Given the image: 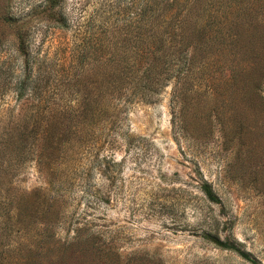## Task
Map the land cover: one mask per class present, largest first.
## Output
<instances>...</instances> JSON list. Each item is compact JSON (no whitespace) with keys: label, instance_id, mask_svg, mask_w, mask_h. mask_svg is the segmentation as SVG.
Here are the masks:
<instances>
[{"label":"rangeland","instance_id":"obj_1","mask_svg":"<svg viewBox=\"0 0 264 264\" xmlns=\"http://www.w3.org/2000/svg\"><path fill=\"white\" fill-rule=\"evenodd\" d=\"M214 239L264 264V0H0V264H253Z\"/></svg>","mask_w":264,"mask_h":264},{"label":"trees","instance_id":"obj_2","mask_svg":"<svg viewBox=\"0 0 264 264\" xmlns=\"http://www.w3.org/2000/svg\"><path fill=\"white\" fill-rule=\"evenodd\" d=\"M47 1V4L50 6V9H53L54 5L56 6V0H46ZM192 2V1H190ZM148 5V4H147ZM142 15V13H141ZM177 17V16H176ZM179 19H177V26H176V31L178 32V35H179V41H183L186 38L184 32L186 31L187 27L188 26H191V27H194L195 29L196 28H201L202 27V23L200 21V19H195L193 21V19L191 20L190 17H189V12L187 13H184V14H181ZM170 19L171 22L173 23V21L175 22V19H174V16L173 15H163V14H158V15H149L148 17L144 16V14L138 18V22L142 25L144 24H147V25H153L152 27L153 28H146L145 30L146 31H142L141 32V35H140V39H141V44L140 46L138 47V51H137V56H138V59L133 57L132 61H131V65L129 64L128 62V65L134 69V71H143L145 72L147 69H150L151 68V65H152V62L154 60V55H155V47L158 48V43L156 44V42L154 41L155 39L159 41V38L158 36H155L154 35V32H152L154 30V25L156 23H160V24H166V20L167 19ZM56 21L58 22L57 24L60 25V26H65L66 25V18L61 15L59 16L58 18H55ZM169 21V23H171ZM150 23V24H149ZM178 29V30H177ZM171 40H172V37H171ZM168 41V39H167ZM160 42L164 43L166 42L165 39H161ZM108 45L104 44L103 42L101 43L99 41V38H95L93 40V42L91 43V54H99L100 55V62L101 63H104L105 59H104V54H105V50H106V47ZM125 51L123 48L121 47H116L115 48V51L112 53V56L115 58L116 61H120V56H121V52ZM100 96V95H99ZM91 97H94L96 99H98V95H92ZM93 98H91V101L93 102ZM91 109H89L88 111L85 110L84 112L83 111H80L79 113H81V116H84L85 115H88L89 112ZM46 112V111H45ZM45 117L43 119V123H46L48 122V118L50 119V112H46L45 113ZM61 115H63V112L59 113V115H55V116H59L61 118L64 119V117H62ZM204 192L206 193V195L208 196V198L212 201H215L217 202L219 200V197L213 192L212 188L208 185H206L204 187ZM215 242H217V244H219L220 246H223V247H226V248H229V249H233V250H237L238 252H240L242 254V256L244 258H246L247 260L251 261L253 264H259V262L252 258L248 253H245L243 251H241L236 245H233V244H229V243H226V242H223V241H220V240H217V239H214Z\"/></svg>","mask_w":264,"mask_h":264}]
</instances>
